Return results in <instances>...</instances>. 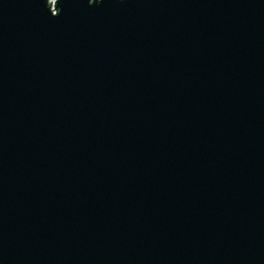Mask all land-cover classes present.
<instances>
[{
	"label": "water",
	"instance_id": "obj_1",
	"mask_svg": "<svg viewBox=\"0 0 264 264\" xmlns=\"http://www.w3.org/2000/svg\"><path fill=\"white\" fill-rule=\"evenodd\" d=\"M0 264H264V0H0Z\"/></svg>",
	"mask_w": 264,
	"mask_h": 264
}]
</instances>
